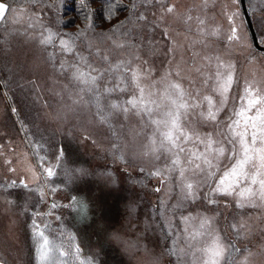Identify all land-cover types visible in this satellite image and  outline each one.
Instances as JSON below:
<instances>
[{
    "label": "rangeland",
    "instance_id": "1",
    "mask_svg": "<svg viewBox=\"0 0 264 264\" xmlns=\"http://www.w3.org/2000/svg\"><path fill=\"white\" fill-rule=\"evenodd\" d=\"M41 1L0 0L17 9L0 22V264L29 263L25 234L35 232L33 220L67 253H52L53 264H103L100 242L107 247L110 264H211L217 238L223 248L218 264H264V200L259 197V185L241 180L231 195L215 191L223 173L243 155L239 137L229 142L233 136L229 126L239 120L243 131L245 119L255 116L259 108L248 109L245 118L236 115L247 109L245 88L252 84L256 90L264 89V51L253 45L240 3L144 0L143 15L124 20L122 11L108 17L110 0H84L85 12L79 8L81 0H66L62 20L74 21L65 26L72 31L62 28L60 34L74 43L71 51H62L55 39L49 45L39 43L41 34L58 32L51 27V20L59 14L51 5L57 0ZM246 1L251 23L264 46V0ZM169 6L174 7L173 13L166 11ZM236 11L244 40L230 42L228 15ZM133 19L137 22L126 34L124 30ZM83 26L90 32L76 30ZM114 26L117 28L112 29ZM213 32L216 35H211ZM139 36L140 43L145 39V44H150L142 49L144 53L134 42ZM229 65L232 81L222 95L218 89ZM77 69L85 79L96 76L95 85L77 79ZM133 70L138 72L137 81L131 79ZM112 82L116 90L127 88L126 95L120 90L119 95L109 92L107 84ZM136 83L144 89L147 98L143 104L151 114H137L125 103L133 95L140 98ZM175 84L188 105L179 109L180 132L189 137L177 139L182 152L167 140L166 147L160 148L162 133L169 129L152 123L166 120V113L175 110L166 98V91H173L169 85ZM204 97L212 99L213 112L220 109L214 121L206 119ZM112 103L130 110L112 109ZM17 115L23 129L17 124ZM252 131L247 128L249 144ZM256 131L259 135V129ZM206 137L213 141L211 149L201 142ZM35 144L41 146L39 153ZM220 146L226 151L217 159ZM77 152L82 156L80 165ZM177 157L180 165L173 169ZM205 158L212 167L204 163ZM48 166H55L52 177L43 171ZM180 167L193 185L195 198L185 199L181 192ZM250 167L246 165L245 171ZM157 170H162L161 175H151ZM12 181L16 186L8 187ZM246 187L257 194L241 197L239 192ZM17 190L24 201L14 196ZM139 196L146 201L143 211L137 203L141 217L134 219L126 211L134 208ZM81 202L88 205L86 213ZM19 203L24 210L17 209ZM72 210L77 216L84 215V223L93 219L97 224L96 228L91 225L94 228L89 233L94 241L90 256L85 253L84 241L68 226ZM45 224L49 227L44 228Z\"/></svg>",
    "mask_w": 264,
    "mask_h": 264
},
{
    "label": "snow or ice",
    "instance_id": "2",
    "mask_svg": "<svg viewBox=\"0 0 264 264\" xmlns=\"http://www.w3.org/2000/svg\"><path fill=\"white\" fill-rule=\"evenodd\" d=\"M241 3V0H232L233 5H238ZM81 5H84V0H81ZM122 7L120 4V0H110L109 7H108V17L110 18L117 8ZM133 7H135V4H133ZM166 11L168 13L174 12V7L169 6L166 8ZM17 9L12 8L10 5H6L5 3L0 2V22L7 19L8 13H16ZM239 16V11L232 12L228 15V20L230 23V32L227 35V40L230 42L233 41H243L244 36L239 31V26L236 24V19ZM90 19V17L88 18ZM140 19L143 20L144 17L140 16ZM200 23H203L201 21ZM31 26V25H30ZM123 25H120L118 27H122ZM89 28L92 27L91 23L88 25ZM211 35H216V32L211 33ZM55 34L51 33L50 31L45 36L41 34L39 38V43L41 45H49L54 42ZM262 39H264V33H262ZM73 43H70L69 41L64 40L61 38L59 40V45L61 46V50H67L71 51ZM63 67V65H61ZM119 67V66H118ZM229 71L227 74L226 79L224 80L221 87L218 89L221 91V94L223 95L224 92L227 91L228 86L231 84L232 81V75H231V66L229 65ZM77 79L83 80L85 83L89 85H95L97 77L96 76H90L87 79H85V76L83 73H80L79 69H77ZM132 81H137L138 79V72L136 70L132 71L131 76ZM135 87L139 89L141 96L138 99L135 95L132 96L131 99L127 100L125 103L127 105H130L132 109H136L137 114H139L141 111H147L149 114H151V109L147 108L143 104V100L146 99L144 95V89L140 88L139 83L135 84ZM169 88H171L173 91L171 94H169L166 91V98L170 100L171 105L174 106L175 110L170 111L166 113V116L168 117L164 121H157L153 120L152 123L159 126L160 124H163L165 128H168L169 130L162 133L163 139L160 142L159 147L165 148L164 140H167L169 142V145L173 147L180 148V151H184L182 147H180L179 144H177V139L180 135L184 136V139H189V137L185 133L180 132V112L179 109L184 108L186 109L188 105H186L183 102V96L184 92L180 89V86L178 84L175 85H169ZM114 89H108V91H113ZM121 92H124L127 90L125 87H121L119 89ZM150 95V94H149ZM172 95L176 96V99H172ZM245 98L247 99V109H243L236 113L237 116L245 118L246 117V111L248 109L254 108L257 105H259V108H257L255 116L251 118H246L245 123V129L243 131L239 130L240 121L236 120L233 121V125L229 126V131L233 133V136L229 138L230 143L235 142V137H239V143L241 145V151L243 153L242 157L236 159L235 163L232 165V167L225 171L223 173V176L220 177L218 184L216 185L215 191L219 192H225L228 195L232 194V191H235L236 187L239 185L241 180L250 181L252 185H259V197L260 199L264 200V89L256 90L254 88V85L250 84L246 86L245 88ZM205 100H207L208 103V112L206 119L208 120H216V113L219 112V108L216 109V112H213V102L210 97H204ZM152 103V101H150ZM222 106V105H221ZM112 109H121L123 112L127 113L130 109L128 107H124L121 104L112 103L111 104ZM15 111V109H13ZM201 115H204L201 113ZM251 127L253 129L251 133V143L249 144L247 140L245 139L248 135L247 128ZM256 129H259V135H257ZM173 132L177 133V136H173ZM199 139V137H197ZM259 140L260 146L256 147L257 141ZM202 143H205L206 149H211L212 147V139L211 137H206L204 140L201 141ZM155 143V142H153ZM41 146L39 144L34 145V150L39 152ZM169 151H171V148H168ZM153 153L156 152V148L152 149ZM217 153L219 154L217 156V159H219V156H223L225 153V148L223 146H220L216 149ZM63 153L61 152V156ZM159 159V157H156ZM40 161L44 160V156H39ZM258 161V163H257ZM11 163V162H9ZM204 163L208 164L209 167H212L211 162L205 158ZM178 165H180V160L177 157V159L173 160L172 167L175 169ZM251 165L248 171H245V166ZM55 166H48L44 167L43 171L47 174V177H52L56 173L53 170ZM199 168V165H197ZM162 170H157L156 172L151 173V175H161ZM179 175L181 178L180 186H181V192L184 195L185 199L189 198H195V190L193 189V185L191 183L187 182V178L185 177V171L183 167H180L179 169ZM33 177H35V173L33 172ZM23 183V182H21ZM45 183L47 181L45 180ZM16 182L12 181L8 187H15ZM25 188L28 187V184H23ZM56 189L53 188L52 191H55ZM41 197L44 196L43 189H39ZM246 194L248 195H256L257 193H254L251 187H246L241 189L239 192V195L241 197H244ZM214 203L215 201H210ZM240 207H243V203H240ZM57 205L55 203L52 204V208H56ZM81 210L85 213L88 210V205L86 203L81 202ZM51 213H48L47 215H50ZM57 220L60 219L59 216L56 217ZM206 223V221H205ZM49 225L45 224L44 228H48ZM33 228L36 230V234L38 236V248L37 251L39 253V259L40 264H53L52 261V253L59 251L60 255H66L64 251H61L60 248L56 245L54 240H50L48 235L45 234V231L40 229V226L36 223L35 220H33ZM214 251H213V258L211 260V264H218L219 256L223 252V248L219 246L218 244V238L216 241H214ZM77 253H79V248L76 249ZM83 264V262H82ZM88 264H91L89 261Z\"/></svg>",
    "mask_w": 264,
    "mask_h": 264
},
{
    "label": "trees",
    "instance_id": "3",
    "mask_svg": "<svg viewBox=\"0 0 264 264\" xmlns=\"http://www.w3.org/2000/svg\"><path fill=\"white\" fill-rule=\"evenodd\" d=\"M32 1H37V2H42L41 0H32ZM64 2H66V0H57V2H52L51 3V5L53 6V7H55L56 8V12H58L59 14H58V16H53L52 17V20H51V27H53V28H55V29H58V32L57 31H55V44L56 43H58V41L63 37V34H60L61 32H62V30L63 29H65L64 31H72V30H69V29H67L65 26H67V24H69V23H71L72 21H74V20H67V22H64L63 20H62V11H63V8H64ZM73 2H76V0H73ZM142 2V3H141ZM245 2L247 3V1L245 0ZM109 3H110V1H107V5H109ZM139 3H141V5H139ZM120 4L122 5V7H119V8H117V10L115 11V13L116 12H120V11H122L124 14H123V18H124V20H125V18L128 16V17H136V16H138V13L140 14V15H143V6H144V0H129L127 3L125 2V1H122V0H120ZM133 4H135V7H133ZM85 7H86V4L84 3V5L82 6V7H79V8H81L84 12H85ZM86 10H87V8H86ZM115 13L113 14V15H115ZM125 13H126V16H125ZM112 15V16H113ZM137 20V19H136ZM136 20H134L133 19V22L131 23V25L130 26H128L127 28H126V30H124V32L126 33V34H129V32H131L132 31V27H133V25H134V23L135 22H137ZM140 20V19H139ZM93 23H94V21H93ZM63 24V25H62ZM107 24V26L108 27H110V26H113V24H109V23H106ZM119 24H121V23H118L117 24V26L119 25ZM62 25V26H61ZM104 25V24H103ZM117 26H114L112 29H114V28H117ZM86 26H83L82 28H79V29H76L77 31H89V29H86L85 28ZM63 28V29H62ZM88 28V27H87ZM76 30H74V31H76ZM105 31V30H104ZM90 32V31H89ZM103 32V31H102ZM137 37V36H136ZM140 39H141V36H139V39H137V38H135L134 40V42H136V44H137V46H138V51H140V52H143L142 51V49L143 48H148V46L150 45L149 43H147V44H145V42H146V40L145 39H143L142 41H141V43H140ZM58 52V50L56 51L55 50V53H57ZM144 53V52H143ZM55 54H52L51 56H50V58H53V56H54ZM48 59V58H47ZM53 67V66H52ZM107 80V79H106ZM129 83V82H128ZM5 87V86H4ZM107 87H109V89H114V91H115V93H116V95H119L120 93H119V90H116L115 89V85H114V83L112 82L111 84H107ZM108 92V91H107ZM110 92V91H109ZM104 94V93H103ZM123 94H125L126 95V91H124V93ZM113 95V94H112ZM104 100H107V97L105 96V94H104ZM111 98H114V96H112ZM96 104V103H95ZM97 105H99V104H97ZM10 106V105H9ZM10 108H11V106H10ZM11 110H12V108H11ZM14 116V115H13ZM12 116V117H13ZM14 119H15V121H17V124L19 123L20 124V129H23V126H22V122H21V120L19 119V116L17 115V120H16V118L14 117ZM35 152H37L36 150H35ZM39 153V152H38ZM41 154V153H40ZM39 154V155H40ZM77 155H78V159H77V164L78 165H80V163H78V162H80L81 161V154L79 153V152H77ZM76 158H77V156H76ZM5 186V185H4ZM67 191L68 192H70V190L69 189H67ZM18 192V193H17ZM17 192H16V194L14 195V196H16V197H18L19 199L18 200H22V201H24V198H23V193L22 192H20L19 193V190H17ZM13 197V196H12ZM144 201H146V199H143V198H141L140 196H139V199L137 200V202L134 204V208H132L131 210H128V211H126V213H130V215H133V218L134 219H138L139 217H141V214H140V212H138V208H137V203L139 202V205L141 204V209H142V211L144 210L143 209V203H144ZM141 202V203H140ZM20 205H16L17 206V209L18 210H24V206H23V204H21V203H19ZM125 209H127V206L125 207ZM77 210H79V207H77ZM70 212H72L73 214L72 215H69L68 216V226L70 225L71 226V229L74 231V232H76L77 233V235H78V237H79V239L81 240L82 239V241H84V249H85V253H86V255L87 256H90L91 255V253H92V250H91V245H93V243H94V241L93 240H91V236H90V234L89 233H91L92 232V230H93V228L95 227L96 228V226H97V224H95V223H93L94 222V220L93 219H90V221H87L86 223H84L83 221L85 220V217H84V215L83 214H79L78 216H77V212H75V210H72V211H70ZM90 218V217H89ZM83 220V221H82ZM78 222H81L80 224H84L85 226H83V227H81V226H78V225H80ZM91 223V224H89V223ZM144 223V222H143ZM93 224V226H91ZM145 224V223H144ZM144 224H143V228H144V231H146V226H144ZM76 230V231H75ZM115 232V231H114ZM113 232V233H114ZM37 234H36V230H35V232H30L29 234H25V241H26V244H28V246L30 247V249H29V252H30V259H29V263L28 264H40V259H39V253H38V251H37V248H38V245L35 243V242H38L37 241V239H38V237L36 236ZM101 244V243H100ZM35 246V249L34 250H32V248ZM98 246H99V253H100V250H102V251H104V253H100L102 256H103V259H102V262H103V264H107V262H108V260H109V264L110 263H112L111 262V260L110 259H108L107 257H108V251H107V247H105V245H103V243L101 244V245H99L98 244ZM104 248V249H103ZM32 250V251H31ZM32 254V255H31ZM106 255H107V257H106ZM97 257H99V256H97ZM101 257V256H100ZM96 263H97V261H95Z\"/></svg>",
    "mask_w": 264,
    "mask_h": 264
},
{
    "label": "water",
    "instance_id": "4",
    "mask_svg": "<svg viewBox=\"0 0 264 264\" xmlns=\"http://www.w3.org/2000/svg\"><path fill=\"white\" fill-rule=\"evenodd\" d=\"M240 5H241L242 13H243L244 18H245V21H246L245 23L247 24V27H248L249 32H250V37H251V39H252V43H253V45H254L255 48H257L258 50H260V51H264V46L260 45L259 40H258V36L256 35V32H255L254 27H253V24L251 23V22H252V21H251V17H250V15H249L248 10L246 9L247 6H246V2H245V0H241ZM0 84H1V83H0ZM1 89H2L3 94L5 95V98H6L7 102L9 103V98H8V96H7L6 92H5V90L3 89L2 85H1ZM9 105L11 106L10 103H9Z\"/></svg>",
    "mask_w": 264,
    "mask_h": 264
},
{
    "label": "bare ground",
    "instance_id": "5",
    "mask_svg": "<svg viewBox=\"0 0 264 264\" xmlns=\"http://www.w3.org/2000/svg\"><path fill=\"white\" fill-rule=\"evenodd\" d=\"M82 195V194H81ZM80 195V196H81ZM83 198V197H82ZM81 198V199H82ZM90 202V201H89ZM89 204V203H88ZM115 234V233H114ZM115 235H117V234H115ZM119 235V234H118ZM111 236H113V235H111ZM108 237H110V236H108ZM105 238V237H104ZM107 238V237H106ZM112 239V238H111ZM114 239H116V238H114ZM104 240V239H103ZM118 241V240H117ZM106 242V241H105ZM112 242V241H111ZM101 243V242H100ZM102 244V243H101ZM97 245H98V243H97ZM105 247H106V245H105ZM104 249V248H103ZM109 249V248H108ZM104 252V251H103ZM112 259H114V258H112ZM117 261H118V258L116 259ZM120 260V259H119ZM120 261H122V260H120ZM122 263V262H121Z\"/></svg>",
    "mask_w": 264,
    "mask_h": 264
}]
</instances>
